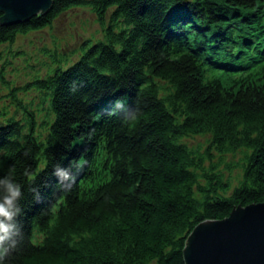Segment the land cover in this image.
Instances as JSON below:
<instances>
[{"label": "trees", "instance_id": "16d2710c", "mask_svg": "<svg viewBox=\"0 0 264 264\" xmlns=\"http://www.w3.org/2000/svg\"><path fill=\"white\" fill-rule=\"evenodd\" d=\"M81 5L100 33L47 51L28 82L44 115L0 63L14 105L0 106V179L23 193L22 239L0 264H185L199 221L264 201V0H52L0 23V44ZM218 66L228 81L209 74ZM201 133L204 147L183 140Z\"/></svg>", "mask_w": 264, "mask_h": 264}, {"label": "rangeland", "instance_id": "374dc122", "mask_svg": "<svg viewBox=\"0 0 264 264\" xmlns=\"http://www.w3.org/2000/svg\"><path fill=\"white\" fill-rule=\"evenodd\" d=\"M264 17V16H263ZM200 31H205L213 35L211 39L218 35L217 26L212 32H208L207 27L202 22L193 21V25ZM221 27V26H220ZM100 33V23L96 20L95 15L87 6H74L61 12L52 24L45 25L42 28L32 29L26 33H18L13 43L10 45L0 44V63L4 64V76L8 81L7 85L15 84L16 96L22 101H30L27 105L33 108V111L42 116L45 114V101L40 93V89L28 83L34 75L44 73L47 69L46 64L50 59L47 54L48 50L71 49L76 46L77 42L87 35H98ZM202 38V37H201ZM205 38V37H204ZM208 38V40H211ZM211 42V41H210ZM211 68V69H210ZM209 74L219 76L221 79L228 81V69L222 66L210 67ZM217 74V75H216ZM7 85L0 83V93L7 91ZM7 94L0 95V106H6L9 111L14 109V105ZM39 131H47V127L39 125ZM209 133L185 136L183 140L195 147H204L208 143ZM241 153L230 154L227 156L229 161L237 162ZM232 174L237 177L240 174V166L233 167Z\"/></svg>", "mask_w": 264, "mask_h": 264}, {"label": "water", "instance_id": "95a60500", "mask_svg": "<svg viewBox=\"0 0 264 264\" xmlns=\"http://www.w3.org/2000/svg\"><path fill=\"white\" fill-rule=\"evenodd\" d=\"M51 5L52 0H0V23L27 21ZM182 252L185 264H264V201L239 202L227 217L199 221Z\"/></svg>", "mask_w": 264, "mask_h": 264}, {"label": "clouds", "instance_id": "9594fccd", "mask_svg": "<svg viewBox=\"0 0 264 264\" xmlns=\"http://www.w3.org/2000/svg\"><path fill=\"white\" fill-rule=\"evenodd\" d=\"M72 182H74L73 177ZM70 186L71 184L67 187ZM21 187L12 179L11 174L0 179V261L7 258L17 247L18 242L15 237L19 235L22 239L21 229L16 223V217L21 212L19 207V200L23 196Z\"/></svg>", "mask_w": 264, "mask_h": 264}]
</instances>
